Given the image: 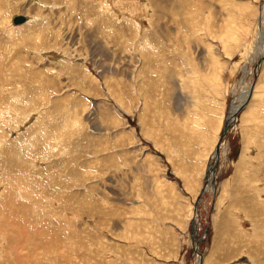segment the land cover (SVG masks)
Listing matches in <instances>:
<instances>
[{
    "label": "rangeland",
    "instance_id": "rangeland-1",
    "mask_svg": "<svg viewBox=\"0 0 264 264\" xmlns=\"http://www.w3.org/2000/svg\"><path fill=\"white\" fill-rule=\"evenodd\" d=\"M0 264H264V0H0Z\"/></svg>",
    "mask_w": 264,
    "mask_h": 264
},
{
    "label": "bare ground",
    "instance_id": "bare-ground-1",
    "mask_svg": "<svg viewBox=\"0 0 264 264\" xmlns=\"http://www.w3.org/2000/svg\"><path fill=\"white\" fill-rule=\"evenodd\" d=\"M14 16V15H13ZM12 16V17H13ZM23 16V20L22 21H18V22H13L12 21V24H14V25H19V24H23V23H25V21H26V16L25 15H22ZM12 19V18H11ZM243 103V100L239 103V105H235V106H233L231 109H230V112L227 114V116H226V119H227V121H232V120H234L235 119V114H236V112H237V110H238V108H239V106L241 105ZM212 156H214V152L212 153ZM212 158V157H211ZM216 158H217V156H216ZM214 164H215V157H214V161L210 164V166H209V168L211 169L210 171H212L213 172V169H214ZM211 179H212V177L211 176H209V178H208V182L209 181H211ZM210 184V183H209ZM195 245V244H194ZM195 247H197L196 245H195ZM197 251H198V249H197ZM199 257V256H198Z\"/></svg>",
    "mask_w": 264,
    "mask_h": 264
},
{
    "label": "water",
    "instance_id": "water-1",
    "mask_svg": "<svg viewBox=\"0 0 264 264\" xmlns=\"http://www.w3.org/2000/svg\"><path fill=\"white\" fill-rule=\"evenodd\" d=\"M23 20V16L21 15V14H17V15H14L13 17H12V21L13 22H18V21H22ZM230 121H227V119H225L224 120V127H223V129H222V132H221V134H220V136H219V139H218V141L216 142V145H215V148H214V156H213V158L215 157L216 158V156H218V152H219V147H220V142H221V138L225 135V133H226V131L228 130V128H229V125H230Z\"/></svg>",
    "mask_w": 264,
    "mask_h": 264
}]
</instances>
